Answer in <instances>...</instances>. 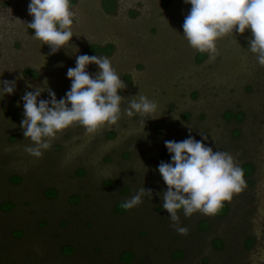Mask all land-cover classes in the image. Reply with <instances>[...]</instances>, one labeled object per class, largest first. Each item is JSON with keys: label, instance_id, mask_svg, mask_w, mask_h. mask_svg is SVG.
Returning <instances> with one entry per match:
<instances>
[{"label": "rangeland", "instance_id": "1", "mask_svg": "<svg viewBox=\"0 0 264 264\" xmlns=\"http://www.w3.org/2000/svg\"><path fill=\"white\" fill-rule=\"evenodd\" d=\"M30 2L0 0V80L16 82L14 94H0V264H125L118 255L129 257V249L135 258L126 264H264V67L248 50L251 30L225 35L214 58L204 53L197 60L200 52L183 36L191 8L184 0H115L112 13L103 11L101 0H73L74 35L52 53L28 30ZM89 43L112 45L108 55L97 56L107 57L127 85L119 94L156 101L157 119L144 126L139 114L123 112L124 101L116 125L89 135L75 124L58 133L42 157L29 155L21 97L34 90L29 84L44 87L45 80L58 100L65 97L67 69ZM87 71L99 69L91 64ZM40 98L48 99V92ZM227 109L241 120L231 112L225 119ZM189 135L198 141L207 136L206 146L253 169L244 176L246 187L224 202L223 215L186 218L180 210L179 226L188 229L181 235L162 207L167 186L158 165L171 162L160 156L164 141ZM143 186L152 198L114 212L118 199ZM200 220L208 223L203 230ZM248 237L253 242L247 248ZM213 238L221 239L220 248ZM70 247V254L61 252Z\"/></svg>", "mask_w": 264, "mask_h": 264}, {"label": "clouds", "instance_id": "2", "mask_svg": "<svg viewBox=\"0 0 264 264\" xmlns=\"http://www.w3.org/2000/svg\"><path fill=\"white\" fill-rule=\"evenodd\" d=\"M191 8L184 18L183 36L189 45L209 58L217 54L216 42L228 34L245 33L251 30L248 50L255 54L256 60L264 67V0H184ZM28 13L33 18L27 23L34 31L33 38L38 39L51 49L59 51L73 37L72 25L75 16L71 0H31ZM95 64L99 71L94 75L87 66ZM67 78L71 81L70 90L59 100L54 91L47 87L33 86L26 91L23 101V119L21 129L32 146L25 147L29 155L40 158L43 151L51 148V141L58 133L78 124L86 134H95L104 126H113L121 118L122 102L127 101L123 112L131 117L139 114L145 126L146 119H157L158 104L145 95L125 99L119 94L127 85L113 68L107 57L87 54L76 56L74 68L67 69ZM16 82L0 80V94L12 95ZM44 91L48 99H41ZM202 140L189 135L182 141L166 140L165 147L171 162L161 161L158 171L167 186L163 191L162 207L170 215V224L179 234L187 235L188 229L179 226L180 210L184 217L194 213L206 216L216 215L230 202L233 194L240 193L246 187L244 171L227 152L214 151ZM147 195L152 198V189L141 187L134 195L122 203L124 209H132L143 202Z\"/></svg>", "mask_w": 264, "mask_h": 264}, {"label": "trees", "instance_id": "3", "mask_svg": "<svg viewBox=\"0 0 264 264\" xmlns=\"http://www.w3.org/2000/svg\"><path fill=\"white\" fill-rule=\"evenodd\" d=\"M73 0H71L72 2ZM167 0H163V4L166 3ZM114 6H115V0H101V7L103 9V11L105 13H112L114 11ZM28 30L30 32H33L34 31L30 28H28ZM112 50V45L110 43L108 44H105L104 46H101V45H98V44H87L84 48H83V54H87L89 56H94V55H108ZM204 56V53H198L197 55V60H201ZM24 73L27 75V76H30V77H37V72L33 69H30V68H25L24 70ZM231 110L230 109H227L224 111L223 113V117L225 119H230V116H226V113L230 114ZM238 113H243L242 111H237L235 112V114L237 115H240ZM233 113L231 112V115ZM184 116H187L188 113H184L183 114ZM233 118L235 121H240L241 119L237 118L236 116L234 117V114H233ZM114 134L113 131H110L108 132L107 136H112ZM162 160H168L170 159V154L168 153V150L167 149H164L162 150L161 154H160ZM241 168L243 169L244 171V176H248L251 174L252 172V169H253V166L249 163H244L242 164ZM80 169V168H77V170ZM77 170L75 171V173H77ZM11 177L13 178H20L19 175H12ZM109 180L106 181V183H108ZM51 188H54V187H51ZM55 190V193H56V189L54 188ZM126 190V187L123 188V191ZM126 201L124 199H118L116 201V203L113 205V210L114 212L116 213H121V212H124L126 209H124L122 207V203ZM4 204V203H3ZM2 203L0 204V207L1 205H3ZM12 205V203H10ZM10 205V206H11ZM227 210V205L224 203V206L223 208L215 215V216H220V215H223ZM204 222V223H203ZM208 226V223L206 220H200L197 224V228L199 230H203L205 229L206 227ZM252 242H253V238L252 237H248L244 240V246L245 247H250L252 245ZM212 246L216 249L220 248L222 246V241L220 238H213L212 239ZM126 250V249H125ZM130 250V249H129ZM127 250V253L129 254V257H122L121 254H119V260L124 262V263H128L132 258H133V253L132 251L130 250ZM73 251V248L70 247V248H67V250H63V248H61V252L64 253V255H68L70 254L71 252ZM183 254L182 250L178 249V257H180L181 255Z\"/></svg>", "mask_w": 264, "mask_h": 264}, {"label": "crops", "instance_id": "4", "mask_svg": "<svg viewBox=\"0 0 264 264\" xmlns=\"http://www.w3.org/2000/svg\"><path fill=\"white\" fill-rule=\"evenodd\" d=\"M211 242H212V240H211ZM131 250V249H130ZM132 253H133V258H135V254H134V252L132 251ZM120 254V253H119ZM118 259H119V255H118ZM121 262V261H120ZM90 264H93V263H90ZM126 264V263H125Z\"/></svg>", "mask_w": 264, "mask_h": 264}, {"label": "flooded vegetation", "instance_id": "5", "mask_svg": "<svg viewBox=\"0 0 264 264\" xmlns=\"http://www.w3.org/2000/svg\"><path fill=\"white\" fill-rule=\"evenodd\" d=\"M89 44H97V43H89ZM98 45H100V44H98ZM101 46H104V45H101ZM246 239V238H245ZM126 249H128V248H126ZM131 251H133L132 249H131ZM121 252V251H120Z\"/></svg>", "mask_w": 264, "mask_h": 264}]
</instances>
